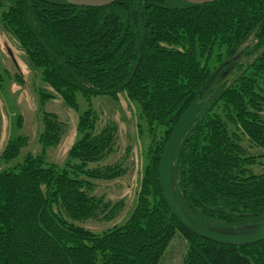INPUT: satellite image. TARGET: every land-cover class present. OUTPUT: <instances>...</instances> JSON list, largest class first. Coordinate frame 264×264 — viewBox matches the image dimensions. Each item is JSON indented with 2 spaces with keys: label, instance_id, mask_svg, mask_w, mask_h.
<instances>
[{
  "label": "trees",
  "instance_id": "16d2710c",
  "mask_svg": "<svg viewBox=\"0 0 264 264\" xmlns=\"http://www.w3.org/2000/svg\"><path fill=\"white\" fill-rule=\"evenodd\" d=\"M0 25L55 93L40 92L41 154L0 170V264H163L177 238L186 243L183 264H264V241L222 245L184 228L160 182L169 140L197 110L173 158L175 200L206 229L264 225V173L254 171L264 155L251 152H264V0H118L102 8L0 0ZM56 95L77 112L79 97L88 105L61 167L46 153L67 134L44 111ZM122 95L137 105L150 143L136 206L122 224L96 233L77 223L112 222L125 207L94 195L96 182L119 180L128 167L104 164L119 129L98 130L92 104ZM28 144L23 135L11 139L0 160L12 163Z\"/></svg>",
  "mask_w": 264,
  "mask_h": 264
},
{
  "label": "rangeland",
  "instance_id": "374dc122",
  "mask_svg": "<svg viewBox=\"0 0 264 264\" xmlns=\"http://www.w3.org/2000/svg\"><path fill=\"white\" fill-rule=\"evenodd\" d=\"M248 43L247 45H249ZM242 60L246 66L247 60ZM0 63L4 83L0 87V159L11 139L25 136L29 144L18 159L10 164L0 160V170L11 168L23 162L27 154L40 155L43 151L39 143V135L43 131L42 110L40 106V92L55 94L41 79V74L31 69L25 53L19 48L15 40L9 36L0 25ZM79 112L68 108L61 98L56 95L49 101L44 111L56 115L67 127V134L62 143L47 150V159L50 164L63 166L68 153L79 138L77 124L79 117L88 109L87 102L79 97ZM93 110L98 115V130L115 123L119 129L117 135L116 152L110 156L105 165H114L124 161L128 167L125 177L111 182H96L94 195L104 196L107 201L114 203L124 201L125 207L120 216L112 222L88 221L77 223L92 232L101 233L115 225L122 224L136 206L138 193L143 174V161L150 138L146 126L141 122L139 109L136 104L130 102L126 95L120 96L118 103L103 97L96 98L92 104ZM22 120V127L17 128L18 119ZM142 126V132L140 130ZM245 145L248 143L245 142ZM130 151V152H129ZM252 153L264 155V152L252 150ZM262 165L255 167L257 174L264 173V158ZM173 171V166H172ZM264 226V225H263ZM263 226L255 225L239 229L213 228L219 234L229 236L250 235L262 230ZM211 230L210 227L207 228ZM186 243L177 238L170 246L163 264H183Z\"/></svg>",
  "mask_w": 264,
  "mask_h": 264
},
{
  "label": "water",
  "instance_id": "95a60500",
  "mask_svg": "<svg viewBox=\"0 0 264 264\" xmlns=\"http://www.w3.org/2000/svg\"><path fill=\"white\" fill-rule=\"evenodd\" d=\"M67 1L74 7L102 8V7L111 6L114 3H116L118 0H67ZM181 1L188 3L190 5L204 6V5H210L219 0H181ZM219 72L220 69L216 71L206 81L204 90L214 82ZM201 95L202 93H200V96ZM196 112L197 110L193 111L176 128L171 139L169 140V143L161 159V167H160L161 190L168 208L172 211L175 218L184 228H186L191 233L205 240H209L222 245L240 246V247L263 242L264 226L261 231L250 235L229 236V235L219 234L216 231L214 232L212 230H208L204 227H201L198 224H196L194 221H192L175 200L172 192V182H171L173 158L185 132L187 131L188 127L193 123Z\"/></svg>",
  "mask_w": 264,
  "mask_h": 264
}]
</instances>
